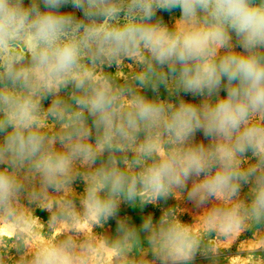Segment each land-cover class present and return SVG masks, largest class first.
I'll list each match as a JSON object with an SVG mask.
<instances>
[{"label":"clouds","instance_id":"9594fccd","mask_svg":"<svg viewBox=\"0 0 264 264\" xmlns=\"http://www.w3.org/2000/svg\"><path fill=\"white\" fill-rule=\"evenodd\" d=\"M170 198L192 223L97 231ZM249 230L264 264V0H0V264H224Z\"/></svg>","mask_w":264,"mask_h":264},{"label":"rangeland","instance_id":"374dc122","mask_svg":"<svg viewBox=\"0 0 264 264\" xmlns=\"http://www.w3.org/2000/svg\"><path fill=\"white\" fill-rule=\"evenodd\" d=\"M26 3L29 0H25ZM64 11H75L71 8V6H66ZM76 14L79 16L81 13L76 11ZM180 15L179 10H172V11H161L158 12V16L161 17L166 23H172L175 18H178ZM239 50V49H238ZM126 63H130V61H126ZM106 71L115 73L117 71L115 66L109 67L105 69ZM128 71L127 68L121 69L118 75L123 76ZM145 94L152 98L156 95H159L162 99H168V93L163 86H160L158 90L153 91L150 87L145 89ZM225 93L222 91L221 95ZM181 96L186 100L194 103H199V97H194L191 94L181 93ZM175 99V97H173ZM51 98L49 97L44 101V106L47 107L50 103ZM196 140L197 141H204L207 143V139L204 137L203 132L199 131L196 133ZM250 155V153H249ZM85 185L84 183L77 179L74 184V188L77 192H82ZM247 189L245 188V191ZM179 206L182 209H187L181 215L182 221L186 223H192L193 217L198 212L197 209L193 208V205L187 201L179 202L173 199L168 200H160L157 204H148L145 206H141L139 203L131 204L124 202L121 204L117 217L110 218L107 224L105 225L104 229H97V231H107L111 234H115L117 228V219L127 218L131 224L139 227L145 216L151 215L154 221L158 220L161 216L162 212L169 207H176ZM37 214L43 219L47 220L48 213L46 211L37 210ZM59 230L54 231L51 235H47L43 228H41L40 235L43 236L45 239H53L58 235ZM142 237L144 234H141ZM253 233L251 230L242 233L237 240L228 248L222 251V259H224V264H254V258L252 252L261 247L259 240L252 239ZM14 254V253H13ZM258 255H264V252L258 253ZM192 264H212V260L209 256H205L203 254H197L195 259L192 261Z\"/></svg>","mask_w":264,"mask_h":264},{"label":"trees","instance_id":"16d2710c","mask_svg":"<svg viewBox=\"0 0 264 264\" xmlns=\"http://www.w3.org/2000/svg\"><path fill=\"white\" fill-rule=\"evenodd\" d=\"M164 12V11H163Z\"/></svg>","mask_w":264,"mask_h":264}]
</instances>
